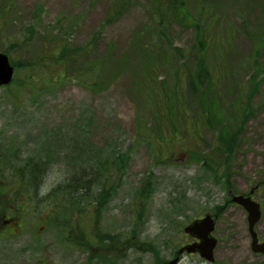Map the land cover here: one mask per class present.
<instances>
[{
	"label": "rangeland",
	"instance_id": "374dc122",
	"mask_svg": "<svg viewBox=\"0 0 264 264\" xmlns=\"http://www.w3.org/2000/svg\"><path fill=\"white\" fill-rule=\"evenodd\" d=\"M187 5L192 12L213 9L208 63L219 74L221 106L241 113L252 103L228 168L217 167L224 160L212 147L218 131L202 128L197 137L192 111L201 95L186 89L185 118L175 128L169 119L164 95L174 94L176 77L184 78L186 62H193L192 26L168 25L162 45L177 55L163 56L149 42L160 28L156 0H0V51L15 66L13 82L0 87V183L8 195L21 191L16 200L23 208L0 234V264H163L185 244L184 226L213 210L220 214L217 264H251L242 251L245 230L236 239L245 211L225 206L222 176L238 181L239 191L264 179V0ZM113 12L118 16L108 21ZM65 42L84 48L80 60L55 57ZM254 53L259 69L249 61ZM103 67L107 74L99 78ZM255 73L258 88L248 100ZM194 151L208 156L217 178L192 160ZM121 152L127 162L107 161ZM35 156L47 163L38 182L25 167ZM96 160L105 163L96 167ZM17 166L24 176L16 177ZM92 170L96 175L82 184L71 179ZM103 185L105 203L95 208ZM255 196L263 211L256 229L264 239V184ZM261 260L253 251V264ZM190 262L183 255L179 264Z\"/></svg>",
	"mask_w": 264,
	"mask_h": 264
},
{
	"label": "trees",
	"instance_id": "16d2710c",
	"mask_svg": "<svg viewBox=\"0 0 264 264\" xmlns=\"http://www.w3.org/2000/svg\"><path fill=\"white\" fill-rule=\"evenodd\" d=\"M157 7H156V15L158 19L159 29L158 32H155L151 35V40L149 42H153L154 48L160 51L161 55L167 56L168 54H173V56L177 55L176 52L167 51L166 47L162 45V42L168 38V25L172 22H178L183 27H190L192 26L196 32V46L195 50L191 52L190 56L192 57L193 62L187 61L189 66H185L186 68V75L184 78H180V76L176 77L175 82L177 85L173 90L174 94L171 95H164V98L170 100V109L171 113L169 112V119L171 122H175L172 124L175 128L177 126V121L185 118V114L187 113V107H184L181 103V97L184 96L187 91L190 94L196 95L199 97L201 95V99L198 101V106L192 111V115H194L195 121L193 126L196 128L195 131L198 133L202 128H213L218 131L216 143L212 145L213 149L216 150L218 155L223 156L224 160L216 161L217 167L220 168H228V166L232 163L231 160L234 159L235 152H236V143L238 139V134L241 130L242 125L244 124V120L246 117L251 115V101L247 102L246 105L240 109L241 113H239V108L231 110L230 108H224L221 106V103L218 101L217 96L220 95L218 92V83H216L217 78H219V74H213L212 69L208 63V52L211 48V44H213L212 40V31L215 28V24L212 22L210 18V13L213 11L212 8H201V10L192 12L188 5L187 0H156ZM209 13V14H208ZM116 15V12H113L107 18L108 21H112ZM118 15H116L117 17ZM225 46L223 47V51H230V46L232 45V41H229L227 37L225 40ZM60 43V42H59ZM84 48L80 47H70L69 42H65L60 44L55 51V57H59L61 61H67L69 58H78L76 60H80L85 53L83 50ZM179 48H176L178 51ZM86 50V49H85ZM143 50L146 54L148 53V48L143 46ZM10 49L8 50V52ZM151 55V54H149ZM258 54H252L249 57V61L253 65L255 69H259L258 65ZM104 63V61L102 62ZM150 64L153 65V61H150ZM188 65V64H187ZM101 71L98 75L99 78H102L103 73L107 74V68L103 67L100 68ZM223 72V71H222ZM257 73L253 74L252 79L249 81L251 83L249 85L250 94L248 100H250L251 92H254L258 88V77ZM187 89V91H186ZM174 99V100H173ZM177 103L180 104V107L177 108ZM175 105V106H174ZM174 112L176 113L174 115ZM229 112V113H228ZM231 113V114H230ZM199 120L201 124H199ZM214 131V130H213ZM151 145V144H150ZM23 154L17 155L19 158L22 157ZM194 161H201L204 159V166L207 173H212L214 178H217L218 168L212 167L209 163L208 156L206 154H202L201 151H194L193 153ZM10 157V155H8ZM122 158L125 162H127L128 157L127 155L123 154L122 152L119 154L112 153L107 156V161L112 162H123L122 160L118 159ZM4 156L0 155V160H2ZM215 159V158H214ZM44 158L40 156L35 157H27L26 161V168H29V173L32 178H34V182H38V179L42 178L41 171L47 167V163H43ZM106 161V160H105ZM29 163V164H28ZM34 163V164H33ZM105 162H97L94 166L101 167L104 165ZM2 164V163H1ZM124 164L122 165V167ZM213 168V170H212ZM18 172V173H16ZM16 177L24 176V171L19 170L17 166V170L15 171ZM88 175H96L95 171L91 172H81L74 173L72 176V180L79 183L85 182V178ZM99 175L94 178V181L98 179ZM22 180L20 179V183ZM6 185L4 183H0V219L4 218H13L19 219L20 212L22 211V203L17 202L18 195L21 194V191H16L13 195L6 194V190L4 189ZM65 186H70L69 182ZM105 185H103L102 190L98 194V198L96 199L95 206L99 207L103 205L105 202L101 198L104 194ZM69 189V187H66ZM108 192H110L107 189ZM147 192V191H146ZM152 191L147 192L150 194ZM98 202V203H97ZM98 205H97V204Z\"/></svg>",
	"mask_w": 264,
	"mask_h": 264
},
{
	"label": "water",
	"instance_id": "95a60500",
	"mask_svg": "<svg viewBox=\"0 0 264 264\" xmlns=\"http://www.w3.org/2000/svg\"><path fill=\"white\" fill-rule=\"evenodd\" d=\"M14 74V67L11 64L7 54L0 52V85L7 84L12 80ZM236 200L242 202L246 205L249 210V222L250 229L253 234V248L256 251L264 252V243H258V236L254 229L256 222L261 217V210L259 203L255 201H250V199H244L242 196L236 197ZM215 228L214 219L208 214L205 218L195 220L190 225H188L185 230L191 234L200 237V243H194L188 246H185L180 251L184 249L188 251L199 250L201 254L208 259H213V249L217 243L211 232ZM172 263H176L174 260Z\"/></svg>",
	"mask_w": 264,
	"mask_h": 264
},
{
	"label": "flooded vegetation",
	"instance_id": "af4514ba",
	"mask_svg": "<svg viewBox=\"0 0 264 264\" xmlns=\"http://www.w3.org/2000/svg\"><path fill=\"white\" fill-rule=\"evenodd\" d=\"M230 178H232V176H223V179L225 181L230 180ZM262 184H264V183H258V184L253 185V181H248L247 185H246L247 189L244 191H239V190H237V186L239 185L238 181H236V183L234 181V184L233 183L229 184L228 186H226L224 188L225 206L230 207L232 205H235V206H239L240 208H242L245 211V217H246L245 220L247 219V222H245V223L239 222L236 224V226H235V229L237 230L236 239H238L239 241H242V239L244 238L243 230H245V233L247 234V237H248V240H247L248 246L245 245V248L242 251L244 252L245 257H247L251 261V264H253V234L250 230V224H249V218H248L249 214H248V211L245 208V206L242 205L241 203L235 201L234 198L238 195H242L245 198H250L252 200H253V198L256 199V196H255L256 190L259 189ZM253 187H254V190H253ZM208 213L212 214L216 220L215 231L213 234L215 237L218 238V242H219L220 238L216 234V229H217V222L219 220L220 214H219V212H216L214 210L211 212H208ZM201 217H203V216H201ZM201 217H199V218H201ZM258 235H259V233H258ZM185 236H186L185 244H187V243L192 244L195 242H200V240L198 238L194 237L193 235L185 234ZM262 241H264V239L261 238L259 235V242H262ZM183 245H181V246H183ZM217 247H218V244L215 246V248L213 250L214 260L212 262H210L207 259H205L204 257H202L201 253L199 251L179 254V248L177 249L176 252H174L172 259L179 257V261H178V263H176V264H179L183 260V255H186L188 258L191 259L190 264H217L218 261H217L216 255H215L216 251H217V249H216ZM255 255L262 257V260L258 264H261L264 262V254L263 253L255 252ZM163 264H170V262L165 261Z\"/></svg>",
	"mask_w": 264,
	"mask_h": 264
}]
</instances>
